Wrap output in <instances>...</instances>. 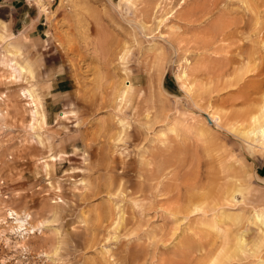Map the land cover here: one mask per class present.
Listing matches in <instances>:
<instances>
[{"label":"rangeland","instance_id":"obj_1","mask_svg":"<svg viewBox=\"0 0 264 264\" xmlns=\"http://www.w3.org/2000/svg\"><path fill=\"white\" fill-rule=\"evenodd\" d=\"M17 1L0 9V264H264V155L241 135L264 111V0ZM200 187L223 205L173 210Z\"/></svg>","mask_w":264,"mask_h":264},{"label":"bare ground","instance_id":"obj_2","mask_svg":"<svg viewBox=\"0 0 264 264\" xmlns=\"http://www.w3.org/2000/svg\"><path fill=\"white\" fill-rule=\"evenodd\" d=\"M196 15V14H195ZM236 20V19H235ZM233 22V21H231ZM237 23V22H235ZM237 24H241V22L237 23ZM227 27V26H226ZM231 27V26H230ZM241 28V27H240ZM261 28V27H260ZM236 29V28H235ZM239 29V28H238ZM263 32V29L260 31V33ZM233 33V32H232ZM237 34V33H235ZM225 35V34H224ZM225 37V36H224ZM226 38V37H225ZM225 40V39H224ZM223 40V41H224ZM234 40V39H233ZM222 41V42H223ZM229 41V40H228ZM236 42V41H234ZM237 43V42H236ZM238 45V44H236ZM225 46V44H224ZM242 48V47H241ZM223 49V48H222ZM227 49V47H226ZM240 49V47H239ZM228 50V49H227ZM228 52V51H227ZM14 57V55H11ZM123 59V58H122ZM7 60V59H5ZM104 62H106V58L104 60H102ZM12 63H13V60H12ZM11 63V64H12ZM9 62L8 61H2V65H5V66H8ZM10 66V65H9ZM11 70H13L14 72V79L17 80L19 75L22 73L23 71V67L21 65L18 64V62L14 63L13 65H11ZM185 86V85H183ZM191 88V87H190ZM189 88V89H190ZM187 89V88H186ZM192 91V90H191ZM195 93V92H193ZM212 93V92H211ZM193 101V100H192ZM205 111V109L203 110ZM217 111H215V113L213 114H216ZM209 115V114H208ZM0 116H2V113L0 112ZM219 117V116H218ZM220 118V117H219ZM209 119H210V116H209ZM217 119V118H216ZM211 120V119H210ZM248 121V120H247ZM228 125V124H227ZM241 135L242 137L244 138V140L248 143H250L254 149L259 152L260 154L264 155V111H263V116H262V119H258L256 117H253L250 121H249V124L247 126V128L243 129V131H241ZM240 135V136H241ZM242 138V139H243ZM243 142V141H242ZM253 152V151H252ZM107 187V184L105 185ZM108 188V187H107ZM110 188V187H109ZM124 185H122V183H120V185L117 187V190L115 193H121L123 190H124ZM105 189V188H104ZM196 191H194L193 193H188L190 194L189 196L190 197H186L185 199H183V197L181 196V194H178L174 199H178L180 202L179 203H174V205L172 206L173 207V210L174 211H177L179 213H182V214H195V213H200V212H206L207 210L209 209H212V210H216L219 206H222L223 202L222 199H215L213 200V195H212V192L211 190L212 189H208V191L206 192L205 190V187H200V190L202 192H198L197 190L198 189H195ZM199 190V191H200ZM110 191V190H109ZM235 191V190H234ZM233 191V192H234ZM236 192V191H235ZM133 194V193H132ZM135 194V193H134ZM228 194V192H227ZM117 196V194L115 195ZM232 200L231 201H236V196H233L232 195V192H231V197H230ZM177 200V202H178ZM185 202V203H182V202ZM230 202V201H229ZM181 203V204H180ZM212 203V204H211ZM231 203V202H230ZM229 203V204H230ZM235 203V202H234ZM238 203V201H237ZM236 203V204H237ZM232 204V203H231ZM171 207V206H170ZM225 207V206H224ZM220 208V207H219ZM11 214L12 215H15L17 217H19V213L16 212V211H11ZM124 215V214H122ZM28 220V219H27ZM121 220L123 222V225H125V219L123 216H121ZM116 226L119 225V222H120V219H117L116 220ZM226 221V220H224ZM249 222H252V225H256L258 227V230L259 232L262 233V237L259 239V241H261L263 238H264V213H258L256 212L254 214V216L252 217V219L249 221ZM22 223V222H21ZM29 223V222H28ZM25 225V224H24ZM18 227V226H17ZM23 227L21 224H20V228ZM19 228V227H18ZM37 228V227H36ZM35 228H31L29 229L28 227L24 228V231H30V230H34ZM248 229H246L247 231ZM249 231V230H248ZM30 233V232H29ZM32 233V232H31ZM30 235V234H29ZM245 235H242L240 237V241H241V244L244 245L245 247L249 246V244H247V240H245ZM259 243V242H257ZM260 244V243H259ZM256 247L258 246V244H254ZM57 250V248H56ZM241 250V249H240ZM244 251V250H243ZM252 251V250H251ZM255 252V251H253ZM200 264H222L221 262H214L213 260L211 259H207V260H203L202 263Z\"/></svg>","mask_w":264,"mask_h":264},{"label":"crops","instance_id":"obj_3","mask_svg":"<svg viewBox=\"0 0 264 264\" xmlns=\"http://www.w3.org/2000/svg\"><path fill=\"white\" fill-rule=\"evenodd\" d=\"M5 2V1H4ZM16 2H18L17 0H11V3H9L8 5L7 4H4V3H1L0 2V9H2L3 11L2 12H4V10H7L8 12L10 11V12H17V13H19V7L18 6H16ZM7 6H10V7H7ZM20 14V13H19ZM0 25H1V22H0ZM0 29H1V26H0ZM30 30V28H26V31H29ZM26 31H24V35H23V33H21L20 35H23V36H21L23 39H24V41H25V43H28L29 42V37H28V35H27V33H25ZM2 35L0 34V37H1ZM15 38H16V35H15ZM14 39V38H13ZM31 39H32V37H31ZM9 40H11V39H8L7 41H9ZM6 41V42H7ZM18 41V40H17ZM11 46H13V47H15L16 49H20L21 51H22V46L20 45V42L18 43H16V44H10ZM4 47V46H3ZM2 47V48H3ZM1 66V65H0ZM2 67V66H1Z\"/></svg>","mask_w":264,"mask_h":264}]
</instances>
